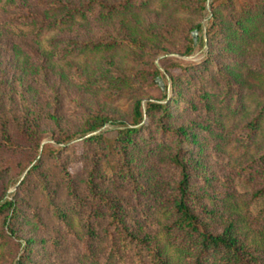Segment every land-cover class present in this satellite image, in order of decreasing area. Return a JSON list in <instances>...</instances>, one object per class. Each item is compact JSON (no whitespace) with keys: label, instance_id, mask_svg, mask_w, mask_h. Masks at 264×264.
<instances>
[{"label":"rangeland","instance_id":"1","mask_svg":"<svg viewBox=\"0 0 264 264\" xmlns=\"http://www.w3.org/2000/svg\"><path fill=\"white\" fill-rule=\"evenodd\" d=\"M42 1L0 0V200L17 207L0 212V264H138L101 233L113 228L103 200L164 240L177 150L211 229L232 219L251 232L264 203V0ZM61 4L79 12L49 26ZM93 114L109 120L87 131ZM128 126L139 132L123 175L109 144ZM179 126L187 134L169 131Z\"/></svg>","mask_w":264,"mask_h":264},{"label":"trees","instance_id":"2","mask_svg":"<svg viewBox=\"0 0 264 264\" xmlns=\"http://www.w3.org/2000/svg\"><path fill=\"white\" fill-rule=\"evenodd\" d=\"M42 3L47 5L44 7L52 9L51 11L59 10L58 0L50 2L51 7L48 6L46 0H43ZM61 5L67 8L66 13L48 21H39V25L43 24L44 21H47L49 26H54L62 21H71L75 13L79 12V8L68 7L67 4ZM125 5H127V1L124 0L115 2L110 6L106 5V7L111 11L110 8H123ZM109 44L111 42L107 43V45ZM86 45L89 44L86 43ZM104 46L103 41L92 42L91 47H87V49ZM173 93L169 102L178 101L177 98L180 97L181 90L177 89ZM182 102L184 103V101ZM147 109L149 111L160 109L162 115H170L166 103L148 102ZM133 114L136 122H140L142 114L139 99L133 104ZM107 120L109 118L106 115H90L86 120L87 127H85V130H94ZM256 123L257 121L254 118L250 122L253 127ZM253 127L250 128V131L253 130ZM169 131H175L176 136L187 134L184 126ZM138 132L139 127L136 126L121 128L109 144V147L117 155L119 161L118 171L123 175L132 174L135 157L131 148L134 146L135 136L138 135ZM100 137V135H93L90 136V139ZM171 161L179 168V178L175 185V191L170 197L169 205L165 206L163 204L165 208L161 211L162 217L166 219V222L162 225L165 239L162 241L155 239L156 233L144 224L138 223L132 226L129 218L126 217V213L130 214V212H125V207L115 198L106 197L103 204L113 228L104 227L101 233L108 237L111 246L114 247L117 243L124 245L132 253L133 260L138 264H264V203L255 213L257 226L251 232H240L232 219L226 222L220 230H212L209 222L202 218L201 214L193 207L194 200L192 198L197 197V194L192 193L190 190L193 170L189 168L187 162L181 156L180 150L174 152ZM96 170L92 169L90 174H94L93 172ZM92 179L91 175L89 183L93 186ZM139 185L141 184L139 183ZM255 194L257 196L264 195V184L255 191ZM98 198L101 199V196ZM16 208L12 200H0V212L10 210L11 214L16 215ZM95 211L97 215L99 206L96 207ZM102 215H105V213ZM89 232L91 236L97 237V233L92 228L89 229ZM16 264H21V260H18Z\"/></svg>","mask_w":264,"mask_h":264}]
</instances>
